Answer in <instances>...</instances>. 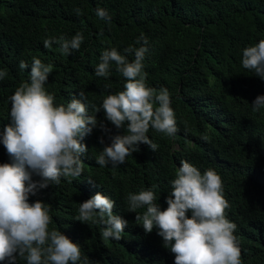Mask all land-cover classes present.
<instances>
[{
    "label": "trees",
    "instance_id": "16d2710c",
    "mask_svg": "<svg viewBox=\"0 0 264 264\" xmlns=\"http://www.w3.org/2000/svg\"><path fill=\"white\" fill-rule=\"evenodd\" d=\"M97 8L111 16L110 28L96 16ZM77 32L84 39L79 50L69 55L56 44L52 49L44 47L46 38L71 39ZM141 33L148 39L142 71L149 86L168 88L176 135L167 137L150 129L148 135L158 151L141 144L140 151L115 169L110 164L100 167L92 158L104 147L100 138L110 144V137L124 134L126 127L117 129L101 109L98 121L111 131L97 127L84 138L88 152L82 158L90 153L91 161H84L81 177L72 183L62 178L59 186L49 185L30 195L29 202H46L50 230L67 236L73 234L70 230L76 232L82 259L104 264L102 257L91 260L99 253L100 239L92 235L88 223L75 220L79 203L97 192H108L117 200L114 214L132 220V228L136 213L119 211L127 194L156 185L157 203L166 209L169 181L181 159H186L202 173L212 167L221 176L230 204L226 214L237 225L234 234L242 264H264V109L253 112L251 104L264 95V78L241 64L242 49L264 38V0H0V69L7 71L0 80V163L12 162L2 143L3 130L11 122L9 97L28 81L31 70L29 66L21 71V60L31 65L32 57H37L53 66L45 87L57 104H67L83 91L89 107L99 106L104 96L122 90L126 82L115 64L107 79L95 75L102 52L115 47L125 54L124 48L135 45ZM33 179L40 177L33 174ZM17 264L26 261L18 257Z\"/></svg>",
    "mask_w": 264,
    "mask_h": 264
},
{
    "label": "clouds",
    "instance_id": "9594fccd",
    "mask_svg": "<svg viewBox=\"0 0 264 264\" xmlns=\"http://www.w3.org/2000/svg\"><path fill=\"white\" fill-rule=\"evenodd\" d=\"M74 11L81 14L80 9ZM96 16L110 28L112 18L106 9L97 8ZM83 39L77 32L71 39L63 35L46 38L43 44L46 49L56 44L62 54L69 55L79 50ZM147 44L141 33L135 41L139 46L129 45L125 54L115 47L102 52L95 75L107 79L115 64L126 82L122 90L104 96L99 106L89 107L83 91L72 95L67 104H57L45 87L53 66L37 57H32L31 65L19 62L21 71L29 66L31 70L28 81L21 82L9 97L11 122L2 133L12 162L0 163V261L17 264L19 257L26 264H91L88 257H81L77 233L70 230L69 238L60 230H50V206L40 199L29 202V196L49 185L59 186L62 178L72 183L81 177L84 161H91L90 153L82 158L88 152L84 138L97 127L105 133L111 131L98 121L96 114L101 109L117 129L126 127L124 134L110 137V144L100 138L104 147L99 154L92 153L100 167L110 164L115 169L140 151L141 144L158 151L148 135L150 129L167 137L176 135L177 120L168 88L149 86L142 71ZM241 64L264 78V38L242 49ZM6 76L7 71L0 69V80ZM251 104L253 112H260L264 95ZM201 138L208 140L207 135ZM33 174L40 179L34 180ZM88 182L92 183V178ZM169 183L168 207L163 210L157 203L156 185L127 194L126 205L119 211L136 213L132 228V220L114 214L117 200L108 192H97L79 203L75 220L88 223L92 235L100 239L99 253L91 260L102 257L104 264H242L240 242L234 234L237 225L227 217L230 204L217 171L209 167L202 173L181 159Z\"/></svg>",
    "mask_w": 264,
    "mask_h": 264
}]
</instances>
